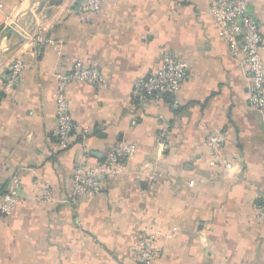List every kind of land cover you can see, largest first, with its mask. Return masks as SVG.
I'll return each mask as SVG.
<instances>
[{"label":"crops","instance_id":"obj_1","mask_svg":"<svg viewBox=\"0 0 264 264\" xmlns=\"http://www.w3.org/2000/svg\"><path fill=\"white\" fill-rule=\"evenodd\" d=\"M83 1L0 0V195L22 179L14 211L0 213V264H142L139 241L153 227L162 254L150 264H264V111L249 102L244 57L230 54L212 0H106L80 13ZM249 6L264 34V0ZM38 33L55 43L34 47ZM165 50L189 63L190 79L176 96L134 100ZM15 59L28 66L3 91ZM79 60L107 85L67 87L89 132L61 148L54 73ZM215 130L230 168L213 162ZM121 141L137 151L120 174L72 199L77 164L102 163Z\"/></svg>","mask_w":264,"mask_h":264},{"label":"built area","instance_id":"obj_2","mask_svg":"<svg viewBox=\"0 0 264 264\" xmlns=\"http://www.w3.org/2000/svg\"><path fill=\"white\" fill-rule=\"evenodd\" d=\"M106 0H84L79 5L80 13L99 12ZM116 1V0H111ZM250 0H212L211 12L220 29L221 36L227 41L232 56H243L245 71L251 81L249 102L264 111V34L261 20L250 12ZM34 47L45 43L54 44L53 39L46 38L38 33L33 38ZM159 68L156 72L137 79L132 97L134 100L155 99L161 100L164 96H176L182 86L191 77L190 66L187 61L177 58L173 50H165L159 57ZM28 64L22 59H15L10 65V73L3 82L1 89L9 91L22 79ZM57 84V142L61 148H67L74 133H79L85 140L88 128L80 127L74 120L70 103L66 94L67 87L72 83H85L95 88L107 85V79L98 66H86L77 61L73 68L66 72L58 67L55 71ZM207 144L213 152V162H222L226 168L232 167V162L223 158L225 133L215 130L207 135ZM137 145L132 142L121 141L108 152L106 159L95 166H90L86 160L77 164L74 169V187L72 199L76 197H93L102 192L104 177H114L121 172L120 163L133 158ZM22 179L14 175L7 187L6 193L0 195V213L10 215L20 201ZM45 199L54 202L47 185H43ZM264 218V213L262 214ZM162 232L158 228H151L142 234L138 260L142 264L152 263L162 254V247L158 244Z\"/></svg>","mask_w":264,"mask_h":264}]
</instances>
